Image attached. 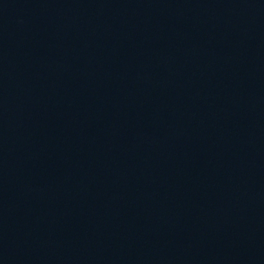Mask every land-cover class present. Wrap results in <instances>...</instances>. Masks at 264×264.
<instances>
[{
  "label": "water",
  "instance_id": "1",
  "mask_svg": "<svg viewBox=\"0 0 264 264\" xmlns=\"http://www.w3.org/2000/svg\"><path fill=\"white\" fill-rule=\"evenodd\" d=\"M0 264H264V0H0Z\"/></svg>",
  "mask_w": 264,
  "mask_h": 264
}]
</instances>
